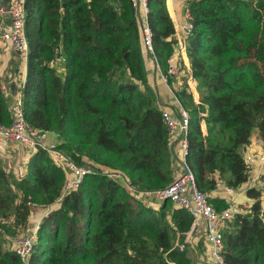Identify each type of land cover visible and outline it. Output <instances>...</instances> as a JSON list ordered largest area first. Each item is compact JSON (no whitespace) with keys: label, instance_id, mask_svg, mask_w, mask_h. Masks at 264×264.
I'll return each instance as SVG.
<instances>
[{"label":"trees","instance_id":"16d2710c","mask_svg":"<svg viewBox=\"0 0 264 264\" xmlns=\"http://www.w3.org/2000/svg\"><path fill=\"white\" fill-rule=\"evenodd\" d=\"M148 8L155 57L167 74L175 26L167 0H148ZM188 9L187 53L201 101L186 87L176 95L189 114L187 164L211 195L219 181L234 189L248 183L243 153L255 131L264 139V0H191ZM140 28L131 0H27L20 91L27 122L94 170L63 197L66 173L42 148L21 178L0 160V237L16 244L36 209L61 202L42 219L29 264H197L188 242L194 218L170 201L155 209L140 195L177 174ZM57 57L65 59L63 73L52 65ZM2 87L0 76V125L10 126L12 102ZM248 198L250 212L224 230L226 264H264L263 192L250 189ZM15 244L4 250L0 240V264H24Z\"/></svg>","mask_w":264,"mask_h":264},{"label":"built area","instance_id":"2783aa9c","mask_svg":"<svg viewBox=\"0 0 264 264\" xmlns=\"http://www.w3.org/2000/svg\"><path fill=\"white\" fill-rule=\"evenodd\" d=\"M131 3L141 27L143 47L146 53L151 55L155 61L153 36L148 23V0H131ZM26 24L27 0H8V6L6 8L0 6V54L2 53V47L8 46L17 52L27 63L29 42L27 39ZM180 29L183 31V34L177 40L176 48L180 49L181 52H186L187 38L193 30L192 16L188 8L186 11V21L180 26ZM64 62L65 59L63 57H57L52 62V65L63 72ZM167 64V74H163V80L169 84L171 91H173L179 102L174 91L175 89L172 87L173 85L169 83V79L173 78L174 81H179L180 76L185 72L181 68L179 58L176 54L168 58ZM2 90L7 97L10 96L9 90L5 86L2 87ZM10 112L12 122L10 126L0 125V139L8 144L26 146L33 151H37L39 148L45 150L52 160L64 169L66 173L67 179L63 197L78 189L85 175L94 172L90 166L78 165L63 150L59 149L56 143L50 142L51 135L49 133L37 130L29 125L23 108L21 92L13 99ZM162 112L168 128V146L171 148L177 139L180 141L182 149V171L175 176L174 180L166 188L156 192L140 193V195L146 197L154 196L161 200V202L170 201L176 208L186 210L194 218L192 230L196 228L195 226L198 222H203L205 224L204 235L208 243L209 256L212 262L214 264H226L224 259V230L227 224L234 220L236 215L249 213L251 205L249 203L238 204L235 201L226 202L223 200L227 206L220 211L215 208L214 204L211 203V198L213 197L198 188L195 176L187 164V155L189 153L187 138L189 129L188 112L181 110V121L179 122L173 119L168 110L162 109ZM243 154L245 166L249 173V181L251 183L254 181H263L264 183V139L259 136L258 139L246 147ZM113 176L121 178L126 184V180L122 175ZM223 186L228 190H236L219 181L217 187L212 192L219 190ZM253 188L257 187H250L247 193ZM261 191H264V185ZM35 240L36 232H31L29 228L26 230L25 235L16 240L14 250L22 258L24 264H29V258L33 251ZM178 246L183 248L181 245Z\"/></svg>","mask_w":264,"mask_h":264},{"label":"crops","instance_id":"0c3cea01","mask_svg":"<svg viewBox=\"0 0 264 264\" xmlns=\"http://www.w3.org/2000/svg\"><path fill=\"white\" fill-rule=\"evenodd\" d=\"M191 0H167V8L169 15L174 23L176 34L175 38L179 40L180 36L183 34V31L180 29L186 21V11ZM0 6L7 7L8 0H0ZM9 22V20H7ZM175 54L178 56L179 61L182 63L184 72L180 77L179 81L173 83V88L175 92H179L183 87L188 88V92L192 95L194 103L199 104L201 101V96L198 92V82L194 79L193 73L191 70V63L188 57L187 50L186 52H181L180 49L176 48ZM150 59V60H149ZM146 58V67L148 70V80L150 86L153 88L155 93L158 96V107L163 110H168L173 119L177 122L181 121V110H184L180 101H177V98L169 84L165 83L163 80V70L161 69L158 62H155L151 57ZM149 62V63H148ZM0 76L2 78L3 86H5L10 93L11 102L13 99L19 95L21 88L24 86L26 77H27V63L21 58V56L11 49L8 46L2 47V53L0 54ZM204 131L206 127H203ZM259 132L255 131L252 138V142L259 138ZM50 142L59 144L55 136H51ZM251 142V143H252ZM173 154V162L176 168L177 174L182 171L181 158H182V149L180 141L177 139L174 142V145L170 148ZM27 147H18L15 144H8L2 139H0V160L4 161L11 169H14L17 178H21L25 175L27 171V166L33 156V152L30 153ZM176 174V176H177ZM255 175V174H254ZM264 185L263 181L253 182L249 181L245 185L237 188L236 190H228L225 186L221 187L219 190H215L211 193V197L219 198L225 200L226 202L235 201L238 204L249 203L253 204V200L248 198L247 190L256 186L257 189L261 190ZM264 195V193H263ZM149 205L153 208H158L162 203L161 200L154 196L143 197ZM264 205V196L262 198ZM61 202L57 201L55 204L36 209L32 213L29 222V229L31 232L35 233L38 226L40 225L42 219L54 209L60 207ZM193 229L188 234V242H191L192 249L194 250V258L197 264H214L209 256V247L206 242L204 231L205 224L203 222H198ZM203 242V252L199 246L200 242ZM204 254V255H203Z\"/></svg>","mask_w":264,"mask_h":264},{"label":"rangeland","instance_id":"374dc122","mask_svg":"<svg viewBox=\"0 0 264 264\" xmlns=\"http://www.w3.org/2000/svg\"><path fill=\"white\" fill-rule=\"evenodd\" d=\"M0 48H1V46H0ZM151 57V55H149V54H147V56H146V58L147 59H149ZM151 59H152V57H151ZM150 60V59H149ZM153 60V59H152ZM154 61V60H153ZM155 62H157V59L155 60ZM149 63V62H148ZM60 72H62V71H60ZM63 73V72H62ZM51 137V136H50ZM18 147H21V145H18ZM23 147H26V146H23ZM29 149V148H28ZM29 150H31V149H29ZM35 153L36 151H33V150H31V152L30 153ZM34 155V154H33ZM29 166V165H28ZM27 166V167H28ZM13 171H14V169H13ZM228 178H230L231 177V175L230 174H228V176H227ZM263 193H264V191H262ZM264 196V195H263ZM0 240H1V244L3 245V249L4 250H9V249H11V248H13V246H14V244H15V239H12V238H9L8 236H5V237H3V236H1L0 237ZM203 242L201 241L200 242V244H199V246H200V248H201V251L203 252ZM204 255V254H203Z\"/></svg>","mask_w":264,"mask_h":264}]
</instances>
